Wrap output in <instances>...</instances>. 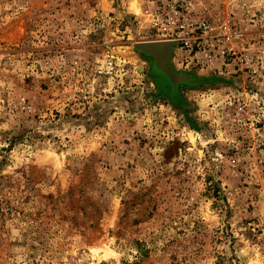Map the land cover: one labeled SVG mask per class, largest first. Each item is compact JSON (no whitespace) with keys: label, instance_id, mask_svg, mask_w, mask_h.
Segmentation results:
<instances>
[{"label":"rangeland","instance_id":"obj_1","mask_svg":"<svg viewBox=\"0 0 264 264\" xmlns=\"http://www.w3.org/2000/svg\"><path fill=\"white\" fill-rule=\"evenodd\" d=\"M181 1L227 36L189 54L153 0H0V264H264V0Z\"/></svg>","mask_w":264,"mask_h":264},{"label":"built area","instance_id":"obj_2","mask_svg":"<svg viewBox=\"0 0 264 264\" xmlns=\"http://www.w3.org/2000/svg\"><path fill=\"white\" fill-rule=\"evenodd\" d=\"M157 5L160 15L166 13L164 31L166 35L176 42L189 54L197 51H206L211 42H221L224 36L225 26H221L218 19H208L198 16L178 4L179 0H153ZM182 3L185 1L182 0ZM157 12V11H156ZM156 16V14H155ZM122 66L112 57H106L98 61L94 67V73L99 77L112 78L120 71Z\"/></svg>","mask_w":264,"mask_h":264},{"label":"water","instance_id":"obj_3","mask_svg":"<svg viewBox=\"0 0 264 264\" xmlns=\"http://www.w3.org/2000/svg\"><path fill=\"white\" fill-rule=\"evenodd\" d=\"M134 50L151 58L155 72L169 79V85L175 89L178 84L191 83V78L183 73L175 72L169 63L173 43L171 41L147 40L138 41L133 44ZM158 63H163L159 65ZM161 66V67H160Z\"/></svg>","mask_w":264,"mask_h":264},{"label":"crops","instance_id":"obj_4","mask_svg":"<svg viewBox=\"0 0 264 264\" xmlns=\"http://www.w3.org/2000/svg\"><path fill=\"white\" fill-rule=\"evenodd\" d=\"M184 1L186 2L188 7H191V6L195 5V1L194 0H184Z\"/></svg>","mask_w":264,"mask_h":264},{"label":"bare ground","instance_id":"obj_5","mask_svg":"<svg viewBox=\"0 0 264 264\" xmlns=\"http://www.w3.org/2000/svg\"><path fill=\"white\" fill-rule=\"evenodd\" d=\"M159 65L163 64V63H158Z\"/></svg>","mask_w":264,"mask_h":264}]
</instances>
